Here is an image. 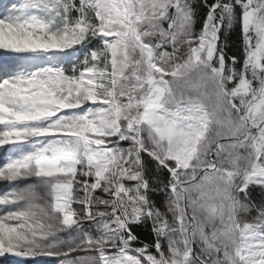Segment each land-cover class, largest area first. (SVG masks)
Wrapping results in <instances>:
<instances>
[{"label":"snow or ice","instance_id":"snow-or-ice-1","mask_svg":"<svg viewBox=\"0 0 264 264\" xmlns=\"http://www.w3.org/2000/svg\"><path fill=\"white\" fill-rule=\"evenodd\" d=\"M201 7L0 5V257L264 264V0Z\"/></svg>","mask_w":264,"mask_h":264},{"label":"trees","instance_id":"trees-1","mask_svg":"<svg viewBox=\"0 0 264 264\" xmlns=\"http://www.w3.org/2000/svg\"><path fill=\"white\" fill-rule=\"evenodd\" d=\"M214 2V0H208V3H212ZM203 4V0H194V6L197 7L198 12L206 15V9L202 8L201 5ZM221 40L222 41H227L228 42V48L231 49L232 52L235 51L236 46H237V41H238V37L235 34V32H229L227 34V36H224L223 33L221 35ZM228 50V49H226ZM3 148L0 149V157L3 156ZM257 190H253V187L250 186L249 188V201L252 199L253 203H255V209L259 208L258 207V203H262L264 200L263 197V192H256ZM162 196V194H161ZM154 200L157 201V203H161L162 201L154 196L153 197ZM251 202V201H250ZM252 203V202H251ZM252 203V204H253ZM134 232L138 235L139 237V241L144 244V243H151L154 239V237L151 235V226L149 225H139V226H134Z\"/></svg>","mask_w":264,"mask_h":264},{"label":"rangeland","instance_id":"rangeland-1","mask_svg":"<svg viewBox=\"0 0 264 264\" xmlns=\"http://www.w3.org/2000/svg\"><path fill=\"white\" fill-rule=\"evenodd\" d=\"M13 2H19V0H0V5L7 4L10 7V4ZM2 148H3L4 152H3V156L0 157V166H3V164L7 161L8 155L11 152V149L9 146L0 147V149H2ZM13 186H15V184H9L8 182L0 181V195H3L5 191L10 190V188ZM252 187H253L254 191L257 190L256 192L262 193V190L259 186H252ZM263 194H264V192H263ZM263 197H264V195H263ZM250 201L253 203L252 199ZM253 204L255 205V203H253ZM258 207L259 208L264 207V200L261 204L258 203ZM259 208H257V209H259ZM257 209L253 208V210L249 214V219H251V217H253L257 214V212H256ZM49 259H51V258H41L42 262H46ZM0 264H20V258H15V257H10V256L0 257Z\"/></svg>","mask_w":264,"mask_h":264}]
</instances>
